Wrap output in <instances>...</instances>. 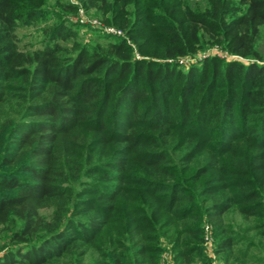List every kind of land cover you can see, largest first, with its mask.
Returning <instances> with one entry per match:
<instances>
[{
	"label": "trees",
	"instance_id": "trees-1",
	"mask_svg": "<svg viewBox=\"0 0 264 264\" xmlns=\"http://www.w3.org/2000/svg\"><path fill=\"white\" fill-rule=\"evenodd\" d=\"M84 1L142 35L138 18L125 17L128 0ZM209 1L204 14L166 6L162 14L143 16L141 21L155 23L156 36L138 44L144 58H135L122 37L67 54L61 43L73 34L62 24L48 28L40 48L23 50L17 26L36 10L33 4L22 11L16 0H0V137L6 134L12 150L2 155L0 165H13L27 154L20 170L28 175L0 174V188L7 190L0 191V229L8 231L0 244V264L54 263L72 250L69 231L83 241L97 240L86 238L97 225L95 217L72 219L80 212H71L68 172L55 150L63 136L77 137L80 131L86 135L83 144L88 139L97 146L127 143L150 175L162 176L148 188L158 191L162 230L176 264H193L200 250L199 213L221 230L217 252L225 255L226 264L235 256L225 214L264 216V0ZM147 12L142 9L140 15ZM202 42L219 45L234 58L207 57L185 71L166 61L194 53ZM126 126L129 132L123 133ZM160 128L162 149L158 132L155 136ZM179 150L175 165L170 153ZM107 167L123 178L119 161ZM83 191L96 198L80 200L78 211L111 208L99 207L114 199L100 185L88 184ZM48 207L54 208L51 220L40 214ZM140 230L135 264H147L158 249L153 236ZM100 253L113 264H125L115 248Z\"/></svg>",
	"mask_w": 264,
	"mask_h": 264
},
{
	"label": "rangeland",
	"instance_id": "rangeland-1",
	"mask_svg": "<svg viewBox=\"0 0 264 264\" xmlns=\"http://www.w3.org/2000/svg\"><path fill=\"white\" fill-rule=\"evenodd\" d=\"M16 1L22 11H25L29 4H33L32 7L36 10L32 19L24 18L17 26L18 44L23 50L40 48L48 36L46 33L48 28L62 24L69 28L73 34L71 38L61 43L67 54H73L76 49L81 47L91 49L96 45H104L108 40L122 37L132 46L135 58H144L138 53V44H146L149 40L154 41L153 37L156 36L152 26L155 23L151 19L141 21L143 16L162 14L166 6L175 8V10L188 9L200 14H204L210 7L209 0H128L125 17L131 22L138 18L135 22L136 27L139 32L143 33L137 35L138 31L133 27L127 30L115 24L112 13L88 7L84 0ZM236 1L230 0L231 3H236ZM142 9L149 11V14L147 12L140 15ZM129 31L132 33H128ZM196 48L192 54L175 61L171 59L166 61L177 64L185 71L189 66L199 64L207 57L234 58L224 48L216 44L202 42ZM260 49L264 53V42L261 43ZM156 61H161V59ZM122 132L128 133L129 128L124 127ZM161 132L162 128H160V132L159 130L155 131L159 149H162ZM149 133L151 131L147 130L146 134ZM85 138L86 135L82 131L77 137L74 134L65 135L55 145V150L59 153L65 170L68 172L66 184L72 190L74 197V206H72L71 212H80L72 219L75 222L76 220L86 221L88 216L95 217L97 225L94 229L89 230L86 238L91 236L98 238L94 243L87 242V239L86 241L81 240L72 231L67 232L69 236H73L74 245L71 252L49 264H113L110 256L102 257L100 253L102 250L110 252L113 248L116 249L125 264H135L138 257L136 255L137 246L134 242L142 231L140 230L139 233L136 231L139 227L147 230L153 236L155 239L153 245L158 249L153 253L154 260L147 264H176L171 244L164 235L165 230H162V220L165 218L161 212L162 203L154 196L158 194V191L155 192L148 188L149 183L162 182V176L150 175V169L130 153L127 149L128 144L125 142L113 141L97 146V143L90 139L86 144H83ZM6 140V134L1 135L0 159L2 155L7 156L12 152L7 149ZM172 150H175V147ZM181 154V150L170 153L175 165L179 164L178 158ZM26 158L27 154L23 153L15 164L0 165V174H14L27 178V173L20 170L21 162L27 160ZM115 161H119L124 167L123 178H118L120 173L116 169L107 167L109 162ZM99 170H104L112 176H104L102 171L98 172ZM88 184L100 185L106 194H112L114 199L99 204L100 208L102 205L111 206V208L99 212L92 207H83V211H78L80 200L96 198L95 194L83 191V188ZM0 191L7 192L5 188H0ZM75 198H78L79 201ZM53 213V207L40 211L46 220H51ZM71 216L70 213L69 217ZM224 218L228 230L227 235L234 242L233 253L235 256L228 264H264V216L260 219H245L237 211L230 210ZM199 220L202 239L199 245L200 250L193 264H226L225 255L217 252V242L222 237L221 230L209 223L203 214L199 213ZM7 236L8 231L0 229V244L7 241ZM242 256L247 259L241 261Z\"/></svg>",
	"mask_w": 264,
	"mask_h": 264
}]
</instances>
